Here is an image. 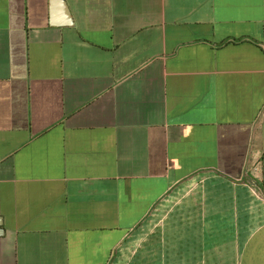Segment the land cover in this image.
Returning a JSON list of instances; mask_svg holds the SVG:
<instances>
[{"label":"crops","instance_id":"obj_1","mask_svg":"<svg viewBox=\"0 0 264 264\" xmlns=\"http://www.w3.org/2000/svg\"><path fill=\"white\" fill-rule=\"evenodd\" d=\"M0 264H264V0H0Z\"/></svg>","mask_w":264,"mask_h":264}]
</instances>
